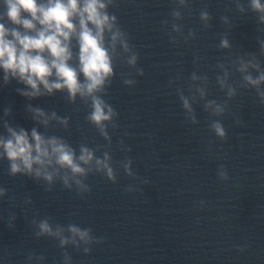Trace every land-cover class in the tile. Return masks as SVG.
Listing matches in <instances>:
<instances>
[{"label":"water","instance_id":"95a60500","mask_svg":"<svg viewBox=\"0 0 264 264\" xmlns=\"http://www.w3.org/2000/svg\"><path fill=\"white\" fill-rule=\"evenodd\" d=\"M116 3L110 11L129 33L145 75L134 76L137 83L129 88L120 73L133 70L116 68L105 97L119 113L120 127L115 131L109 128L111 154L115 162L125 158L117 143L123 139L132 149L127 155L133 161V171L150 184L127 177L114 163L117 183L92 175L87 181L92 191L81 198L59 183L47 192L27 177H11L8 162L0 161V186L8 190V196L0 199V264H26L29 253L45 256L44 264H62L58 242L33 235L31 219L46 216L65 226L91 227L97 237H104V243L93 245L88 255L68 246L73 264H264V107L255 90L238 89L239 94L229 101V114L219 118L228 136L220 141L209 130L210 120L217 118L204 111L203 102L194 105L199 124L191 125L176 94L177 86L184 88L185 95L191 94L190 75L196 71L209 77L208 99H226L216 83L215 65L245 52L258 53L257 39L264 38V33L258 31L255 15L236 12L231 0H190L191 15L185 12L180 23L185 35L189 28L194 29L196 39L172 45L168 32L173 0ZM205 5L213 17L208 29H202L199 21V11ZM224 15L232 21L230 29L220 21ZM164 20H169V25H162ZM225 32L230 33V52L218 48ZM194 57L200 58L198 64L193 63ZM261 61L264 63V57ZM177 76L176 86L168 87V81ZM231 80L238 82L239 74L234 73ZM15 87L13 82L0 89V116L3 108L11 105L9 121L31 129L33 123L24 111L26 101L15 93ZM33 104L71 117L67 132L52 128L49 134L64 136L74 147L82 136L87 137L89 147L106 143L85 121L88 109L79 101L68 104L57 93ZM233 116H238L244 127L236 126ZM221 164L227 168L228 181L217 176ZM129 184L141 191L126 193ZM29 196L32 204L26 205ZM199 201L206 203L200 207ZM12 213L17 219L15 228L9 229L6 221Z\"/></svg>","mask_w":264,"mask_h":264},{"label":"clouds","instance_id":"9594fccd","mask_svg":"<svg viewBox=\"0 0 264 264\" xmlns=\"http://www.w3.org/2000/svg\"><path fill=\"white\" fill-rule=\"evenodd\" d=\"M236 12L245 15L251 12L256 17L258 31L264 33V0H231ZM170 13L171 30L169 42L178 45L183 41L196 39V31L188 29L184 33L185 12L191 15L190 0H173ZM117 7L116 0H0V89L15 82V93L26 101L24 111L33 123L31 129L19 124L13 125L8 117L13 114L11 105L3 108L0 116V161L8 162L7 173L11 177L24 176L42 184L47 192L53 191L57 183L68 191L74 190L84 198L92 188L87 182L92 175H103L112 184L117 183L118 174L113 167L118 163L125 175L143 185L150 184L147 178L139 177L132 168V159L127 155L132 151L123 139L118 140V148L125 158L113 160V131L118 129L119 113L105 97L116 76L118 66H127L132 72H121L122 83L131 88L137 81L134 76L143 77L144 69L138 66L139 53L130 42L129 33L122 28L117 15L110 9ZM232 9H229L231 11ZM213 17L207 5L199 11L202 29L210 28ZM227 28L232 27L229 16L220 17ZM169 25V20L161 22ZM229 32L221 35L218 48L231 51L233 45ZM259 50L245 52L234 59L225 58L227 63L218 61L216 83L226 99H208L209 77L190 75L188 91L176 87V94L182 104L185 120L198 125L199 120L194 105L203 102V109L211 119L209 130L220 141H226L227 130L222 122L229 114V101L238 94V89H253L259 104L264 107V38H258ZM199 57L193 63H199ZM238 73L240 80L232 82ZM179 76L168 81V87L176 86ZM57 93L71 105L77 102L88 109L85 121L92 126L106 142L89 147L87 137L74 147L64 136L49 134V129L58 128L65 132L70 127V116H61L55 110H45L33 101L52 97ZM79 111V108L76 109ZM236 126L244 127V122L233 116ZM43 129V131H41ZM128 135L127 132L124 133ZM100 153V155H97ZM217 176L222 181L230 179L227 168L221 164ZM126 193L141 191L136 185L124 188ZM8 196V190L0 186V199ZM26 205L32 204L31 197L25 198ZM200 207L205 201L198 202ZM17 217L9 215L6 224L15 228ZM36 239L49 238L58 242L62 250V264H73L72 256L66 251L68 246L90 254L93 245L104 243V237H97L91 227H81L75 223L67 226L53 223L50 216L32 218L30 221ZM246 247V245H245ZM241 251L244 249L241 248ZM46 257L29 253L26 264H44Z\"/></svg>","mask_w":264,"mask_h":264}]
</instances>
